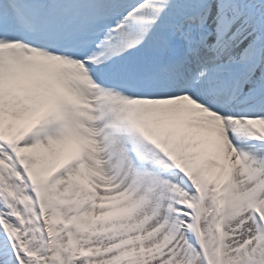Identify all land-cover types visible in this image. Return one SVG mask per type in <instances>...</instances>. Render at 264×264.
Listing matches in <instances>:
<instances>
[{"label":"snow or ice","instance_id":"snow-or-ice-1","mask_svg":"<svg viewBox=\"0 0 264 264\" xmlns=\"http://www.w3.org/2000/svg\"><path fill=\"white\" fill-rule=\"evenodd\" d=\"M0 264H264V0H0Z\"/></svg>","mask_w":264,"mask_h":264}]
</instances>
